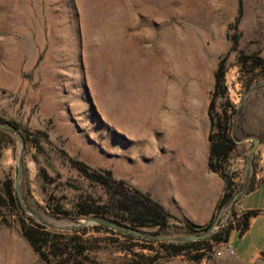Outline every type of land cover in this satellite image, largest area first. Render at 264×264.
<instances>
[{"label": "rangeland", "instance_id": "obj_1", "mask_svg": "<svg viewBox=\"0 0 264 264\" xmlns=\"http://www.w3.org/2000/svg\"><path fill=\"white\" fill-rule=\"evenodd\" d=\"M238 14L239 0H0V122L12 126H0V178L8 173L16 178L21 168L19 188L29 214L36 219L35 214L39 215L42 220H37L50 228L85 227L86 236L97 237L99 247L91 252L92 264H129L140 258L135 252L157 254L155 264L198 262L225 241L213 238L215 233L243 223L245 212L235 196L264 181V67L248 70L237 56L241 49L264 56V0H243L237 20ZM235 43L238 47L233 49ZM229 51L226 83L230 99L240 109L229 127L236 146L226 163L229 183L225 180L216 213L207 226L176 222L165 227L134 226L165 236L144 237L108 223L86 221L101 217L121 224L111 213L51 211V191L68 208L83 189L106 198L105 190L82 175L71 159L101 171L111 170L116 177L105 165L106 157L109 162L115 159V151L106 154L103 147L106 130L108 140L112 136L115 141L110 121L116 116L136 140L154 137L159 157L165 143L181 145L188 154L193 149L191 142L198 153V130L210 125L215 70ZM131 55L136 59L135 109L146 113L135 130L128 120L133 106L124 97V91H131L126 84L132 77L123 76L127 74L123 66ZM160 86L166 96L162 111L178 115L189 128L193 140L185 142L186 146L165 138L164 124L162 129L154 126L148 110H143L145 102L152 108ZM177 93L176 106L172 96ZM103 110L108 113L107 121ZM252 136L260 139L255 150ZM119 137L129 140L123 131ZM43 167L55 176L53 182L46 180ZM228 192L230 200L224 203ZM199 233L208 234L200 241L187 242L176 254L161 245L185 242L181 236ZM0 264H45L17 222L0 226ZM253 264H264V258Z\"/></svg>", "mask_w": 264, "mask_h": 264}, {"label": "trees", "instance_id": "obj_2", "mask_svg": "<svg viewBox=\"0 0 264 264\" xmlns=\"http://www.w3.org/2000/svg\"><path fill=\"white\" fill-rule=\"evenodd\" d=\"M242 11L243 0H239L237 20L240 19ZM237 47L238 45L235 43L232 48L236 49ZM230 52L220 59L215 70V86L208 109L212 125L209 134V165L213 170L218 171L227 183H229V179L226 163L236 146L235 139L229 132V127L234 115L240 111L230 99L226 83L227 60L230 57ZM237 59L251 71L257 67H264V56L258 52H247L241 49ZM35 143L39 145L38 137L35 138ZM71 160L73 166L92 184L103 188L107 196L105 198L93 190L83 189L75 195L73 206L68 208L62 202L61 196L51 191L48 197V206L54 213L75 215L111 213L119 219L121 224H124L123 221H125L133 227L147 225L165 227L169 223L170 212L164 204L149 193L130 187L123 179L114 177L111 170L101 171L92 168L82 160L73 158ZM42 171L47 181L53 182L55 180V176L51 175L45 167ZM77 186L82 187L79 184ZM229 200L230 193L228 192L224 195L222 202L225 203ZM250 214V212L245 213L244 226L248 224ZM13 222L20 224L22 233L45 261V264H92L95 261L91 252L99 247L98 238L86 236L85 227L54 229L37 220L27 212L18 193L16 178L8 173L0 178V226L10 225ZM229 231L227 228L223 232L215 233L213 238L217 241L221 238L227 240ZM197 241L200 240H187L177 244L163 242L161 245L171 253L176 254L184 248L187 242ZM135 254L140 258L131 259L129 264H155L158 257L157 254L152 256L138 252ZM203 254V252L199 253L196 257L200 258Z\"/></svg>", "mask_w": 264, "mask_h": 264}, {"label": "crops", "instance_id": "obj_3", "mask_svg": "<svg viewBox=\"0 0 264 264\" xmlns=\"http://www.w3.org/2000/svg\"><path fill=\"white\" fill-rule=\"evenodd\" d=\"M105 115L107 121V111ZM118 120L116 116L114 122L110 121V126L115 127V141L112 136L108 140L106 130L105 152L116 154L110 162L105 158L106 167L130 187L147 192L164 204L170 212L169 222L197 225L211 222L225 186L224 177L209 165L211 119L210 125L198 130V153L193 148L187 154L181 145L165 143L160 157L154 137L136 140ZM119 131L129 140L120 141ZM236 203L242 211L251 213L248 224L232 227L228 239L209 258L190 263L180 260L179 264H253L264 258V181L242 193ZM227 245L235 248V254L227 251Z\"/></svg>", "mask_w": 264, "mask_h": 264}, {"label": "bare ground", "instance_id": "obj_4", "mask_svg": "<svg viewBox=\"0 0 264 264\" xmlns=\"http://www.w3.org/2000/svg\"><path fill=\"white\" fill-rule=\"evenodd\" d=\"M135 64H136L135 56L134 55H131V56H128V58L125 61L124 66H123L126 69V73H127V74H124L123 76L126 75V76L132 77V82H130L129 84H126L128 87H130L131 91L130 92L129 91L128 92L127 91H124L125 92L124 97H126V101L128 102L127 104L129 106H133L132 112L130 113V117L128 118V120L129 119L131 120L130 126H132L134 130L136 129V126H137L138 122H140V120L143 119V115H146V113L145 114L144 113L143 114H139L137 112L138 110L135 109V103L137 101V99H135V96H134L136 94V93L134 94V88H135V85L136 84H134V78H133L134 72H135ZM177 88L179 90V86ZM164 89L165 88H163L162 86H160L159 89H157L158 90V93H156V95L154 97V101H153V104H152V108L150 109V105L149 104L147 105L146 102H145V107H144L143 110L144 111L148 110L147 114H150V118H151L154 126L160 128L161 127V124H164L165 129H164V133L163 134H164V137L165 138H170V140L172 139V140H175V141H180L182 143H185V142H188V141L193 140V139L190 138V136L188 134V129H189L188 126H184L183 120H180V118H179L178 115H176V114L175 115L174 114L169 115L168 113L162 111V109H163L162 106H164L165 105V102H166V99H165L166 96L164 94L165 93L164 92ZM194 93H196V92L194 91ZM188 95L190 96V94H188ZM129 96H130V99L128 100ZM177 96H178V93L176 95L173 94V96H172V99L174 97V100L176 102V106L178 104V101H176L177 100ZM185 96H187V95L185 94ZM191 97H194L193 94L191 95ZM182 102H184L183 99H182ZM192 108H193L194 111H196V109H197V103L196 102L193 103ZM127 123H129V122H127ZM132 127H130V128H132ZM161 129H162V127H161ZM189 143L192 144V147L194 148L193 143H191V142H189Z\"/></svg>", "mask_w": 264, "mask_h": 264}, {"label": "water", "instance_id": "obj_5", "mask_svg": "<svg viewBox=\"0 0 264 264\" xmlns=\"http://www.w3.org/2000/svg\"><path fill=\"white\" fill-rule=\"evenodd\" d=\"M0 126H2V127H12L9 124L3 123V122H0ZM252 137L255 139V144L253 146V150H255V148H256L257 144L259 143L260 139L257 136H252ZM20 179H21V168L18 171V174H17V177H16V185H17V188H18L19 196H20V198H21V200L23 202L21 190L19 188ZM242 193H244V191L238 192L236 194V196H235V199H237ZM35 216L37 217V219L42 220V218L39 215L35 214ZM92 220H97L99 222L108 223V224H110V225H112V226H114L116 228L127 229L129 232H132V233H135L137 235L144 236V237H152V236H157L159 238H164L165 237V236H162V235L149 234V233L141 230L138 227H133V226H129V225H122V224H119V223H117L115 221H110V220H107V219L101 218V217H97V218L88 217L86 219V221H92ZM218 220H219V217L212 224V226L210 227V230L214 229V227L216 226ZM205 226H207V224H205V225H203L201 227H205ZM207 234L208 233H204V234L203 233H199V234H186V235L181 236L180 238L183 239V240L198 239V238H201V237L206 236Z\"/></svg>", "mask_w": 264, "mask_h": 264}, {"label": "built area", "instance_id": "obj_6", "mask_svg": "<svg viewBox=\"0 0 264 264\" xmlns=\"http://www.w3.org/2000/svg\"><path fill=\"white\" fill-rule=\"evenodd\" d=\"M227 251L230 254H235V248L232 245H227Z\"/></svg>", "mask_w": 264, "mask_h": 264}]
</instances>
